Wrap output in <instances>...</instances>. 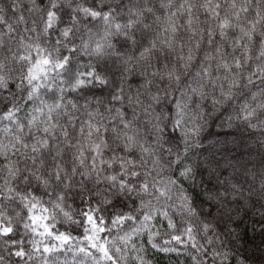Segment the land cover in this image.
Wrapping results in <instances>:
<instances>
[{"label": "snow or ice", "instance_id": "1", "mask_svg": "<svg viewBox=\"0 0 264 264\" xmlns=\"http://www.w3.org/2000/svg\"><path fill=\"white\" fill-rule=\"evenodd\" d=\"M209 113L264 130V0L0 6V264H228L241 186L189 162Z\"/></svg>", "mask_w": 264, "mask_h": 264}, {"label": "clouds", "instance_id": "2", "mask_svg": "<svg viewBox=\"0 0 264 264\" xmlns=\"http://www.w3.org/2000/svg\"><path fill=\"white\" fill-rule=\"evenodd\" d=\"M222 123V117L209 113L203 122L197 142L199 146L191 148L189 162L197 172L195 192L224 187L218 183L224 175L241 186L237 199L223 198L225 203L218 219L222 216L227 221L232 217L233 227L236 221H240L232 236L236 241L232 247L243 256L237 257L235 264H264V244L254 246L249 243L251 232L264 236L260 226L257 228L261 224V212H264V130L228 128ZM226 164L229 165L227 170ZM185 182L191 184L190 180ZM209 185L213 187L209 188ZM210 210V206L206 205L204 211Z\"/></svg>", "mask_w": 264, "mask_h": 264}, {"label": "trees", "instance_id": "3", "mask_svg": "<svg viewBox=\"0 0 264 264\" xmlns=\"http://www.w3.org/2000/svg\"><path fill=\"white\" fill-rule=\"evenodd\" d=\"M11 3V0H0V6H3L6 10L8 9V4ZM9 16L12 15L11 11L8 12ZM201 20L204 19L203 14L200 16ZM183 23V21H180ZM84 61H87V57L83 58ZM227 115V113H225ZM215 123V122H214ZM239 127H243L242 125ZM185 188H188L187 183H184ZM190 191V189H189ZM251 221H249L250 223ZM257 228H259V225H257ZM251 239L249 240V243L252 245H261L264 244V236H261L259 232H251L250 234ZM167 237H165L166 239ZM227 248L231 249V244L227 245ZM145 252V259L150 261V264H192L191 259L186 254L185 251H181L179 255L177 253H163L156 249H152L151 245L148 244L145 246L144 249ZM134 255V253L132 254ZM232 256L242 257L243 254L241 252H237L236 250L232 249L229 262L228 264H235V261L232 259Z\"/></svg>", "mask_w": 264, "mask_h": 264}]
</instances>
